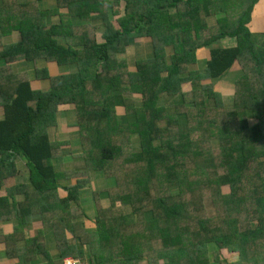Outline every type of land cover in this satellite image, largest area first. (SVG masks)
Instances as JSON below:
<instances>
[{
    "label": "trees",
    "instance_id": "trees-1",
    "mask_svg": "<svg viewBox=\"0 0 264 264\" xmlns=\"http://www.w3.org/2000/svg\"><path fill=\"white\" fill-rule=\"evenodd\" d=\"M47 1L46 9L36 0L13 6L19 40L1 51L5 63L22 59L33 67L32 77L7 71L0 81L3 256L19 264L15 256L29 262L38 253L13 251L34 217L52 228L60 250L59 260L46 264H63L67 255L81 260L84 245L88 264H264V34L248 28L262 0H110L105 9L104 0ZM63 9L68 22L46 26V16ZM83 22L89 31H73ZM0 24H7L2 16ZM138 37L151 39V54L126 68L128 87L121 89L117 56ZM225 38L234 43H218ZM200 49L203 72L190 67ZM47 64L63 71L53 77ZM234 65L240 73L232 75L229 108L213 84ZM163 96L172 101L159 103ZM66 109L71 119L61 122ZM70 121L77 152L52 138L54 128L67 133ZM210 128L219 141L215 150L207 144ZM65 152L81 170L54 169ZM18 158L25 180L9 184ZM92 171L108 186L93 190L90 219L78 194ZM220 253L238 259L226 262Z\"/></svg>",
    "mask_w": 264,
    "mask_h": 264
},
{
    "label": "rangeland",
    "instance_id": "rangeland-1",
    "mask_svg": "<svg viewBox=\"0 0 264 264\" xmlns=\"http://www.w3.org/2000/svg\"><path fill=\"white\" fill-rule=\"evenodd\" d=\"M264 1V0H262ZM51 4L50 1H47V0H38L37 1V5L40 9H46L49 5ZM111 4V1L110 0H104V7L103 9H105L106 7H108V5ZM116 7L118 6H115V9ZM122 7L123 5L120 4V6L118 7L120 12L123 11L122 10ZM259 8V6H258ZM122 13V12H121ZM222 13L218 14V16H221ZM67 14L66 12L64 11V9L62 11H60L59 13H54L52 15H48L46 16L45 18V23H46V26H50L52 24H58L62 21V23H66L68 22L67 18H66ZM256 16L258 18V21L261 22V19L263 18L264 20V10H262L261 13L259 12H256ZM72 25H75L76 24V20H71ZM85 24H87L86 26H78V27H74L73 28V31L75 30L76 33H80V32H83V31H89L91 29V26L92 25H89L88 23L86 22H83ZM253 27V25H252ZM254 28V27H253ZM259 28H263L264 29V25H261ZM206 35H208L209 33H205ZM96 36H97V39L98 41H100V32H97L96 33ZM221 41H222V44L223 45H230V44H233L234 43V40L233 39H230V38H225L224 40H219L218 43L220 42L221 44ZM150 44H151V39L150 38H147V37H138L136 38L132 43H130L129 45L126 46L124 52L121 54V55H118L117 56V66H116V72L114 71V74H116V76L119 78V81H120V86H121V89H124V86L125 83H126V79L125 77H127V74L125 72V70L127 71V67H136V65L138 64L137 62L141 61L142 59L148 57L150 54H151V48H150ZM168 50V48H167ZM198 56H199V59L196 60V63L195 64H192L190 67H194L198 70V72H203V66H204V63H203V59L205 57V51L200 49L198 50ZM143 61V60H142ZM119 64V65H118ZM49 66V71H50V75L53 76V77H56V75L60 74L63 70L62 68H58V66H52V65H49L47 64L46 67ZM235 67L237 69L240 68L239 65H235ZM234 67V70L232 71H229L230 73L226 74L223 79L220 81V84H217V88L220 90L222 89L223 87L226 88L225 91H221L222 93H224V96L222 97L224 99V105L226 107H231V98H232V93H233V88H232V84H233V77L232 75H234V72L236 71V68ZM200 68V69H198ZM66 69V67H65ZM62 70V71H61ZM109 74H110V71H108ZM240 73V72H239ZM31 74H33V72H31ZM108 75V74H107ZM45 84V87L47 86L46 82L43 83V85ZM214 84H213V87H214V90H216V87ZM221 86V87H220ZM128 87V86H126ZM226 92H229V93H226ZM136 97L139 98L138 95H136ZM159 103H164V104H169L172 99H169L168 97L167 98H164L163 97H160L159 99ZM141 104V101L138 99L137 101H135V106L136 108L138 109V107L140 106ZM212 104V102H211ZM134 105V104H133ZM120 110V109H118ZM65 111V114L62 113L61 111H59L60 114H63L64 115V118H61V122H63L65 120V118H68L69 120L71 119V116L70 114L68 113L69 109H66L64 110ZM64 124V123H63ZM64 127V130L62 131H67V133H63V134H58V131L57 129H53L52 132L54 134V136H52L53 139H57L58 142L60 144H65L66 146H70V147H74L75 149H73L71 152H77L79 149L78 147L76 146V144L74 145V141H75V137L77 136V134L75 133H72L74 130H75V123L73 122H69L67 124H64L63 125ZM60 128V127H59ZM58 128V129H59ZM60 130V129H59ZM208 141H207V144L209 143L210 144V147L215 150L217 149V147L219 146V141L217 140L216 136H215V131H213V129L210 128V130H208V134L206 135ZM135 138V137H133ZM65 146V148H66ZM71 153H68V152H65V154L62 153V156L59 157V159H57L54 163V169L58 170V171H64V170H81L80 166L78 165V163H76L74 161V158L73 157H70ZM15 165H16V169H17V172L20 176H23L25 174V166H24V161L22 158H18L16 161H15ZM59 179H63L64 181H62L60 184H68L70 183V179L67 178H59ZM91 182H88L86 183L84 186H83V190L79 191V203L80 205L82 206H85L83 207V210H87V216L89 218H93L94 216V212L95 210L92 208L93 207V204H94V200H93V195H92V192L93 190H100V189H105L106 186H108V182H107V179L105 178L104 175H102L99 171H92L90 173V180ZM86 188V189H84ZM210 189H206L205 192H209ZM102 198V197H101ZM74 204V203H73ZM86 205H90L91 208H88L86 207ZM205 207H206V214L207 215H213V210L209 208V202H205ZM124 211L128 212L129 211V208L128 207H125L124 208ZM251 225H255V222L252 221L251 222ZM87 248V247H86ZM88 252V250H87ZM212 251H210L209 255L210 257L212 256L213 253H211ZM221 255V259H225L226 262H235L237 261L238 259V255L237 254H226V253H220ZM84 261H82L83 264H88L87 263V260L86 259H82ZM213 260V259H211ZM140 264H145L144 261H141ZM212 264H218L217 261H214Z\"/></svg>",
    "mask_w": 264,
    "mask_h": 264
},
{
    "label": "crops",
    "instance_id": "crops-1",
    "mask_svg": "<svg viewBox=\"0 0 264 264\" xmlns=\"http://www.w3.org/2000/svg\"><path fill=\"white\" fill-rule=\"evenodd\" d=\"M33 1H35V0H0V16H2V19L7 23V24H0V31L4 32L0 37V71L6 72L0 78V81H3V82L6 81L7 71H10L13 73L26 72L27 75H29V77L33 76L31 74V72H33V67H32L31 61H25V60L21 59V60H15V61H10V62L5 63V60L1 58L2 57L1 51H2L3 47L5 45H10V44L19 40L18 32L12 29V26H13L12 24H14V22L11 21V15L14 13L13 10L15 9V8H13V6H15L18 3H26V2L27 3L32 2V4H33ZM37 1L38 0H36V3H37ZM258 6H259V8H258ZM262 10H264V1L258 3L252 11L251 19L248 22V28L252 33L264 34V29L259 28L261 25H264V20L262 18L261 22H260V21H258V18L256 16V12L261 13ZM59 12H60V10L56 11L55 13L57 14ZM43 21L45 23V19ZM252 25L254 28L252 27ZM263 40H264V36H263ZM205 57H206V55H205ZM205 57L203 59L204 64H205ZM196 58L199 59L198 50L196 51ZM49 65H51V64H49ZM202 68H204V66ZM198 69H200V68H198ZM232 70H234V67H232L230 69V71H232ZM238 72H239V69L236 68V73H238ZM220 81L217 84H220ZM45 82H46L45 80H40V81L34 80L32 82V84L37 86V87H40V89H46L47 86L45 87V84L43 85V83H45ZM46 84H47V82H46ZM215 88L217 90H219L217 88V86ZM225 90H226V88L223 87L221 91H225ZM226 93H229V92H226ZM221 95L223 97L224 93L221 92ZM164 98H167V96H164ZM1 104L2 103L0 101V119L3 117V111L1 109ZM25 177H26V171H25V174L23 176H20L18 174L15 178L11 179L10 180L11 182H9V184H14L16 182H22L23 180H25ZM62 181H64V180L58 179L59 184ZM17 198H19V196H17L16 199ZM83 207H85V206H83ZM86 207L91 208L90 205H86ZM83 212L87 216L88 211L84 210ZM86 216H83L82 219H84V224L86 225V227H88V226H91V222L89 219H87L89 217L86 218ZM90 219H92V218H90ZM9 222L12 225L14 224L13 221H9ZM2 227H3L2 230L6 233L12 232L11 225L10 226L2 225ZM27 238H30V239L36 238L37 240L34 242H31L29 245H25V240ZM66 239L68 242L75 245V242L70 239L69 232L66 233ZM35 248L38 249V253L35 254V256H33V258L31 260H29V262L24 261L23 258H20V260H19L16 256L14 257V259L18 260L19 264H46V258H50L51 261L52 260H55V261L59 260L60 250H58V248H56L52 228L51 227H41V222L37 218L33 217L32 221L25 224V226L21 229V232H19L18 239L13 243V251H18V253H20L22 250H25V251L26 250H32L33 251V249H34V251H35L36 250ZM87 250H88V248H86V246L84 245L83 259H86V260H87V254H88ZM65 258H75V257H73L71 255H67V256H64L62 258V261ZM81 261H84V260L81 259ZM10 263L15 264L14 261L10 262V259L8 257L3 256L2 248L0 247V264H10Z\"/></svg>",
    "mask_w": 264,
    "mask_h": 264
},
{
    "label": "built area",
    "instance_id": "built-area-1",
    "mask_svg": "<svg viewBox=\"0 0 264 264\" xmlns=\"http://www.w3.org/2000/svg\"><path fill=\"white\" fill-rule=\"evenodd\" d=\"M63 264H83L81 260L76 258H65Z\"/></svg>",
    "mask_w": 264,
    "mask_h": 264
}]
</instances>
